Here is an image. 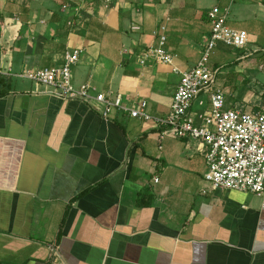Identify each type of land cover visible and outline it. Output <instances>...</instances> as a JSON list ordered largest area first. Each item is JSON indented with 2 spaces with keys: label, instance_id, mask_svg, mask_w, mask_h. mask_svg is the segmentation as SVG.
<instances>
[{
  "label": "crops",
  "instance_id": "0c3cea01",
  "mask_svg": "<svg viewBox=\"0 0 264 264\" xmlns=\"http://www.w3.org/2000/svg\"><path fill=\"white\" fill-rule=\"evenodd\" d=\"M249 35L208 61L224 109L264 107V0H0V264H264V194L207 189L198 142L26 80L79 50L72 84L165 117L212 8ZM164 31L160 32L159 27ZM173 67L138 56L159 35ZM255 51V52H253ZM250 52H253L249 55ZM209 96L193 100L195 124ZM154 179L157 182H154Z\"/></svg>",
  "mask_w": 264,
  "mask_h": 264
},
{
  "label": "built area",
  "instance_id": "2783aa9c",
  "mask_svg": "<svg viewBox=\"0 0 264 264\" xmlns=\"http://www.w3.org/2000/svg\"><path fill=\"white\" fill-rule=\"evenodd\" d=\"M207 18L211 24L210 36L193 69L179 73L173 67V56L164 49L165 37L162 33L156 47L147 48L138 56L140 66L154 61L171 66L173 72L180 74V82L169 112L162 118L148 115L144 101L125 108L119 96L113 99L104 94L92 97L88 85L74 87L71 67L79 60V50L67 52L60 67L28 70L23 77L36 84L54 87L58 92L57 96L63 101H95L103 105V118H107L113 109L125 110L132 118L167 126L162 135L198 142L206 164L203 180L207 189L201 191L202 194L216 190H234L260 197L264 194V107L254 115L225 110L223 93L212 89L216 72L208 67L209 56L218 43L234 49H244L249 43V35L228 28L225 25L227 12L216 7L207 13ZM159 31L163 32L164 27L160 26ZM200 94L209 96L210 108L208 112L198 116L197 125L188 111L193 100ZM154 182L157 180L154 179ZM52 257L56 264L57 256L53 250Z\"/></svg>",
  "mask_w": 264,
  "mask_h": 264
}]
</instances>
